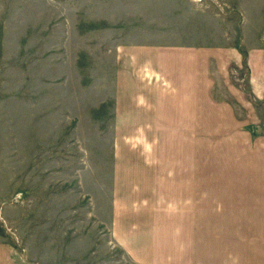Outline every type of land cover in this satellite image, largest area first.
<instances>
[{"label": "rangeland", "instance_id": "1", "mask_svg": "<svg viewBox=\"0 0 264 264\" xmlns=\"http://www.w3.org/2000/svg\"><path fill=\"white\" fill-rule=\"evenodd\" d=\"M175 46L202 67L216 48L229 84L248 89L231 55L264 48V0H0V221L35 264H264L263 186L240 167L263 162L264 138L213 136L209 168L204 135L193 167L185 147L176 162L131 132L144 118L132 102L164 82L155 57Z\"/></svg>", "mask_w": 264, "mask_h": 264}, {"label": "crops", "instance_id": "2", "mask_svg": "<svg viewBox=\"0 0 264 264\" xmlns=\"http://www.w3.org/2000/svg\"><path fill=\"white\" fill-rule=\"evenodd\" d=\"M165 49L166 51L175 52L159 53L160 56L155 57V63H158L159 68L154 71L155 79L161 78L160 80L164 82L151 86L153 89L148 87L145 92L146 99H141L140 101L134 99L132 102L134 103L131 105L133 110L139 114L144 113V118H136L140 120V131L135 128L131 132H137L140 137H143V142L147 140V136L157 138L158 141L154 142V146L159 145L158 151L160 153H171L173 151L176 157L172 159L176 162L182 159L181 154L183 147H185L187 152L186 159L191 161L193 167L199 137L204 135L210 148L209 168L212 164L211 139L213 136H236L239 134L254 136L258 134L256 135L258 136L257 138H264V127L261 124L262 117H264V48L250 49L247 52L246 60L242 59V55L239 53L233 52L234 54L231 55V58L237 63L246 62L249 70L247 79L249 88L246 90L229 84L226 68L230 61L228 59L225 61L220 60L217 56L216 48L210 49L209 52V56L211 53L216 52L214 57L205 56L203 58V67L199 50L197 51L195 48L175 46L165 47ZM206 60H208V63H206ZM215 60L216 63L214 62ZM172 71L174 74L171 73ZM225 91L228 92V95H226ZM246 92L256 97L258 104L261 103V106H263V111L246 98ZM207 95L210 97L209 101L206 100ZM221 95L227 99L221 101L219 99ZM118 101V105L124 103L123 98H119ZM168 103H171V106H168ZM254 107L257 108V111ZM158 111L161 114L164 113V115L160 114L159 116ZM153 118L155 124H152ZM159 118H164L165 125L159 126ZM141 119H143V122H141ZM171 119L178 124L176 127L166 124V121ZM231 120L233 121V126L237 127V132H235L236 129L233 126L231 127L232 130L224 127L223 122H227L230 126L229 122ZM180 122H183L182 126ZM220 122H222V131L217 133L214 125ZM158 126L162 128V134L156 133ZM151 127H154L155 130L150 132L146 130ZM165 127L167 128L165 129ZM170 129L175 130L171 133L164 132ZM182 137H186L185 143H183ZM255 161L263 162H258L257 165L253 164L254 161L251 163L247 162V164L242 158L240 163L241 170L244 171L242 175L245 176L246 170L247 178L250 176L254 179V175H256L259 178L257 185L259 187L263 186L264 191V153L257 152ZM248 168L251 169V174H249ZM190 194L192 205L194 206L195 201H197L195 173L193 174ZM0 218L3 220L4 216H0ZM2 225L0 221V264H35L36 262L22 254V249L16 240L17 238L10 235L8 233L9 230H5ZM235 226L236 222L233 218L228 229L221 232V238L225 240L226 246L231 250L230 255H234V248H230V246L234 245L233 237L237 235L234 232L236 231ZM212 236H214L213 233L203 236V239L211 240ZM238 251H242L240 246L235 253ZM230 255H227L229 260ZM239 255L241 261L243 252Z\"/></svg>", "mask_w": 264, "mask_h": 264}]
</instances>
